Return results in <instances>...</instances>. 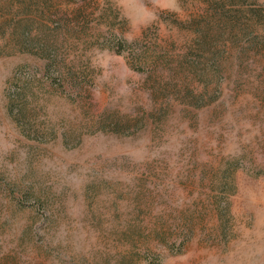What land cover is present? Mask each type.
I'll use <instances>...</instances> for the list:
<instances>
[{"label": "rangeland", "instance_id": "rangeland-1", "mask_svg": "<svg viewBox=\"0 0 264 264\" xmlns=\"http://www.w3.org/2000/svg\"><path fill=\"white\" fill-rule=\"evenodd\" d=\"M149 258L264 264V0H0V264Z\"/></svg>", "mask_w": 264, "mask_h": 264}, {"label": "trees", "instance_id": "trees-1", "mask_svg": "<svg viewBox=\"0 0 264 264\" xmlns=\"http://www.w3.org/2000/svg\"><path fill=\"white\" fill-rule=\"evenodd\" d=\"M148 264H159V262L155 261L154 259H147Z\"/></svg>", "mask_w": 264, "mask_h": 264}, {"label": "clouds", "instance_id": "clouds-1", "mask_svg": "<svg viewBox=\"0 0 264 264\" xmlns=\"http://www.w3.org/2000/svg\"><path fill=\"white\" fill-rule=\"evenodd\" d=\"M176 10H178V6H177V7H175V8H173V11H176Z\"/></svg>", "mask_w": 264, "mask_h": 264}]
</instances>
